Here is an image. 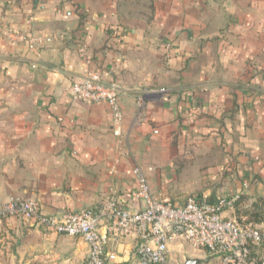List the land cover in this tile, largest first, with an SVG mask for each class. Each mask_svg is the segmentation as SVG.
Returning <instances> with one entry per match:
<instances>
[{
  "label": "crops",
  "instance_id": "obj_1",
  "mask_svg": "<svg viewBox=\"0 0 264 264\" xmlns=\"http://www.w3.org/2000/svg\"><path fill=\"white\" fill-rule=\"evenodd\" d=\"M9 30L52 40L28 50ZM93 70L120 89V135L107 104L71 95L70 75ZM135 165L176 204L245 194L242 216L223 215L264 226V0H0V204L34 198L57 218L111 198L139 210ZM99 229L115 255L105 264H136L132 236ZM180 241L164 264L180 257ZM87 254L79 237L32 220L0 223V264Z\"/></svg>",
  "mask_w": 264,
  "mask_h": 264
},
{
  "label": "built area",
  "instance_id": "obj_2",
  "mask_svg": "<svg viewBox=\"0 0 264 264\" xmlns=\"http://www.w3.org/2000/svg\"><path fill=\"white\" fill-rule=\"evenodd\" d=\"M10 41L28 50H38L51 42V37L35 32L9 30ZM171 44L164 48L169 54ZM71 77V95L88 103H105L111 112L114 135H120L122 110L120 89L115 83H106L97 71ZM140 100V105H142ZM144 118V116H140ZM136 187L131 196L141 200L144 207L129 210L115 198L99 206L77 212H68L61 218L46 215L34 198L11 196L0 204V223L12 216L33 221L49 233L79 237L88 247V254L79 264H105L115 255L106 250L107 236L99 226L105 222L106 233L130 235L136 240V264H164L168 259V245L175 239L188 243L192 248H203L217 264H264V232L251 224H242L235 217L224 216L232 209L239 193L208 200L206 197L188 196L183 204L159 199L150 189L145 171L138 165L132 168ZM248 186L243 182V187ZM251 246H263L259 257L252 255Z\"/></svg>",
  "mask_w": 264,
  "mask_h": 264
},
{
  "label": "rangeland",
  "instance_id": "obj_3",
  "mask_svg": "<svg viewBox=\"0 0 264 264\" xmlns=\"http://www.w3.org/2000/svg\"><path fill=\"white\" fill-rule=\"evenodd\" d=\"M244 205V203L238 207L234 206V212L237 216L239 215H243V213L241 212L242 210H245L244 207H242ZM263 205V210H264V202H262ZM255 205H252L249 207L248 210H255ZM240 219L239 222L243 223V219L241 217H238ZM253 226L259 228L262 232H264V226L263 225H259L258 223L253 224ZM261 249L262 248H257L255 249V251H257L256 253L261 254ZM205 252V251H204ZM199 252L195 249H193L188 243L180 241V257L177 258V260L175 261L174 264H186V262L188 260L192 261V264H215L216 261L215 259H213V257H208L207 254H204V256H202L203 259H201V257H199Z\"/></svg>",
  "mask_w": 264,
  "mask_h": 264
},
{
  "label": "trees",
  "instance_id": "obj_4",
  "mask_svg": "<svg viewBox=\"0 0 264 264\" xmlns=\"http://www.w3.org/2000/svg\"><path fill=\"white\" fill-rule=\"evenodd\" d=\"M247 199H248V196H246L245 194H241V193H239V194H238V198H237V200L235 201L234 205H235L236 207H238V206L242 205ZM258 199H259V198H258ZM258 199L254 202V205L257 204L256 202L260 203V202H259L260 200H258ZM253 215H255V213H253ZM257 248H262V249H261V252H260V253H262V251H263V246H251V252H252V255H255V256L259 257L261 254L256 253L257 251H255V249H257Z\"/></svg>",
  "mask_w": 264,
  "mask_h": 264
},
{
  "label": "water",
  "instance_id": "obj_5",
  "mask_svg": "<svg viewBox=\"0 0 264 264\" xmlns=\"http://www.w3.org/2000/svg\"><path fill=\"white\" fill-rule=\"evenodd\" d=\"M186 264H192V261L188 260V261L186 262Z\"/></svg>",
  "mask_w": 264,
  "mask_h": 264
}]
</instances>
